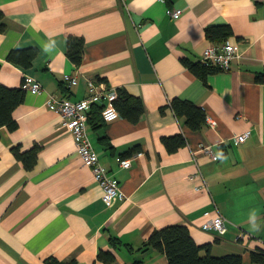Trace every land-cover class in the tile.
I'll return each instance as SVG.
<instances>
[{"label":"crops","instance_id":"obj_1","mask_svg":"<svg viewBox=\"0 0 264 264\" xmlns=\"http://www.w3.org/2000/svg\"><path fill=\"white\" fill-rule=\"evenodd\" d=\"M0 10V84L21 88L30 76L43 88L25 93L13 112L15 131L0 129V264H103L99 251L114 264H167L164 254L140 249L171 225L211 245L213 257L253 264L250 252L264 247V85L255 82L264 71V0H0ZM172 10H181L178 19ZM216 25L229 26L225 41L240 56L226 72L201 61L217 44L205 29ZM68 37L84 42L78 67L67 58ZM12 50L34 56L22 67L7 61ZM63 75L76 76L77 85L67 90ZM90 80L107 93L93 104L104 124L88 122L87 134L126 198L109 205L60 117L45 107L49 95L82 100ZM117 89L141 99L138 123L112 108ZM173 99L201 108L206 126L187 128L169 108ZM245 131L249 138L237 143ZM177 135L186 144L168 153L162 139ZM34 146L40 150L27 171L11 149ZM129 158L130 168H121L118 161ZM215 211L227 222L223 237L204 229V214Z\"/></svg>","mask_w":264,"mask_h":264},{"label":"trees","instance_id":"obj_2","mask_svg":"<svg viewBox=\"0 0 264 264\" xmlns=\"http://www.w3.org/2000/svg\"><path fill=\"white\" fill-rule=\"evenodd\" d=\"M3 14L0 10V20ZM4 25H0V32ZM232 35L231 29L227 25L210 26L205 29V36L210 42L221 44ZM84 42L82 39L68 37L66 46L67 58L75 66H80L83 58ZM32 50H12L7 55L9 63L27 66L33 58ZM199 65L190 66L192 70L198 69ZM203 71L207 70L205 66L201 67ZM257 84L264 85V71L255 76ZM115 99L111 102L112 108L118 115L131 124H136L145 114V108L140 98L130 96L125 90L117 89ZM25 97V92L21 88H7L0 84V129L5 128L9 132L17 129V123L13 119V112L19 107ZM95 108V109H94ZM169 108L173 114L184 121L187 128L191 131H200L206 126L205 112L194 104L173 99ZM94 109V110H93ZM90 118L94 126H102L104 120L101 114L102 107H91ZM162 143L168 153H175L178 149L185 146L186 142L183 136L177 135L170 138H163ZM40 148L34 146L29 151L20 152L18 147H13L11 152L23 168L27 171L33 169L37 154ZM136 149H131L127 155L130 156ZM113 246L118 245L117 238H110ZM211 245L199 246L191 238L189 230L184 225H171L154 231L143 244L141 251L154 250L165 255L167 264H242L240 255H227L223 257H213L210 254ZM204 253V254H202ZM250 259L253 264H264V247H257L250 252ZM97 260L103 264H114L113 255L99 251Z\"/></svg>","mask_w":264,"mask_h":264},{"label":"built area","instance_id":"obj_3","mask_svg":"<svg viewBox=\"0 0 264 264\" xmlns=\"http://www.w3.org/2000/svg\"><path fill=\"white\" fill-rule=\"evenodd\" d=\"M163 1V0H161ZM171 19L176 20L181 15V10H172L168 12ZM240 56L236 55L233 46L225 41L221 44H215L207 47L201 55V61L205 64L212 65L219 72H226L230 68L233 60H239ZM78 79L76 76L63 75L62 83L67 90L76 86ZM21 89L25 93L32 95H40L43 93V88L34 78L25 76ZM106 90L102 84L93 81L87 82V96L82 100L70 102L65 99H60L55 95H49L45 101V107L57 114L61 119V125L73 139L77 156L81 160L83 167L88 168L93 176L94 181L102 190L103 201L109 205L113 200L118 199L124 201L126 198L120 190L118 182L110 177L106 169L100 163V159L96 154L93 145L87 134V124L90 117L91 107L94 102L106 97ZM116 97L112 93L110 100ZM210 127H215V122H209ZM250 136L249 131H245L236 137L237 143H244ZM203 151L211 153L210 147L204 146ZM131 158L120 159L119 166L123 169H129L131 166ZM208 221L204 225V229L215 233L218 237H223L227 233V222L225 218L215 211L210 217V213L204 214ZM245 237L240 233L238 241Z\"/></svg>","mask_w":264,"mask_h":264}]
</instances>
